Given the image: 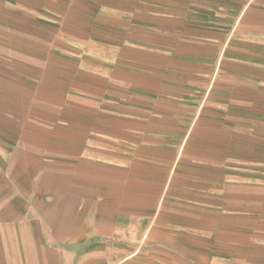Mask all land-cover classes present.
Masks as SVG:
<instances>
[{
    "label": "crops",
    "instance_id": "obj_1",
    "mask_svg": "<svg viewBox=\"0 0 264 264\" xmlns=\"http://www.w3.org/2000/svg\"><path fill=\"white\" fill-rule=\"evenodd\" d=\"M0 264H264V0H0Z\"/></svg>",
    "mask_w": 264,
    "mask_h": 264
},
{
    "label": "rangeland",
    "instance_id": "obj_2",
    "mask_svg": "<svg viewBox=\"0 0 264 264\" xmlns=\"http://www.w3.org/2000/svg\"><path fill=\"white\" fill-rule=\"evenodd\" d=\"M26 12H28V11H26ZM121 253V252H120Z\"/></svg>",
    "mask_w": 264,
    "mask_h": 264
}]
</instances>
